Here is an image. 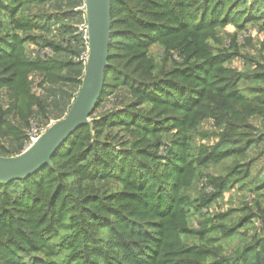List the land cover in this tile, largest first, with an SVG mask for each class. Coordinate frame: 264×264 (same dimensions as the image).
I'll return each instance as SVG.
<instances>
[{
  "label": "trees",
  "instance_id": "trees-1",
  "mask_svg": "<svg viewBox=\"0 0 264 264\" xmlns=\"http://www.w3.org/2000/svg\"><path fill=\"white\" fill-rule=\"evenodd\" d=\"M111 4L90 123L0 181V264H264V0ZM84 26L85 0H0V156L70 109Z\"/></svg>",
  "mask_w": 264,
  "mask_h": 264
},
{
  "label": "water",
  "instance_id": "water-1",
  "mask_svg": "<svg viewBox=\"0 0 264 264\" xmlns=\"http://www.w3.org/2000/svg\"><path fill=\"white\" fill-rule=\"evenodd\" d=\"M88 54L81 88L66 115L53 122L27 149L0 156V181L25 178L49 163L69 135L90 117L104 90L112 27L111 0H85Z\"/></svg>",
  "mask_w": 264,
  "mask_h": 264
},
{
  "label": "rangeland",
  "instance_id": "rangeland-1",
  "mask_svg": "<svg viewBox=\"0 0 264 264\" xmlns=\"http://www.w3.org/2000/svg\"><path fill=\"white\" fill-rule=\"evenodd\" d=\"M227 30L229 32H233L235 30V28L233 26H228L227 27ZM251 32V35H252V44H257V42L260 40V38L263 37V33L259 34L257 32V28H253L252 30H250ZM249 34L248 31L246 32H243V33H240L238 35V39H239V42L244 44L245 42V39L244 37L247 36ZM253 49V46L252 45H248V48H243L242 51L246 52L247 50H251ZM234 66H238V67H241L242 66V63L240 61V59H236L234 61ZM248 196V193L245 192H242V191H238L236 189H233L231 190L230 192H228L226 194V197L225 199L222 200V206H223V209H227L228 207H238L240 205H242L243 201L245 199L249 200L250 197H247Z\"/></svg>",
  "mask_w": 264,
  "mask_h": 264
},
{
  "label": "built area",
  "instance_id": "built-area-1",
  "mask_svg": "<svg viewBox=\"0 0 264 264\" xmlns=\"http://www.w3.org/2000/svg\"><path fill=\"white\" fill-rule=\"evenodd\" d=\"M85 33H86V37H87V26H84L82 28ZM41 134L36 130V129H33V132L31 133V144L40 136Z\"/></svg>",
  "mask_w": 264,
  "mask_h": 264
}]
</instances>
